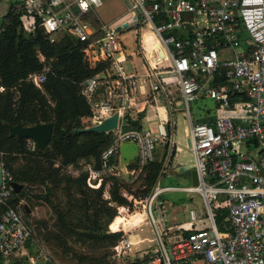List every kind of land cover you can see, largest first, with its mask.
Returning a JSON list of instances; mask_svg holds the SVG:
<instances>
[{
	"label": "built area",
	"instance_id": "built-area-1",
	"mask_svg": "<svg viewBox=\"0 0 264 264\" xmlns=\"http://www.w3.org/2000/svg\"><path fill=\"white\" fill-rule=\"evenodd\" d=\"M126 1L123 18L98 30L87 19L102 5L100 0H22L17 6L27 33L39 27L52 43L58 35H67L81 45L90 67L108 64L103 72L88 78L80 91L96 125L118 114L117 128L108 133L113 135V144L100 156V172L91 174L95 178L123 177L110 161L117 158L122 143L133 142L138 147L139 169L129 173L132 181L154 160L160 142L173 145L164 123L155 132L123 128L125 114L136 107L138 94L148 90L171 105L172 84L165 81L170 76L187 109L201 98L218 105L211 120L190 121L188 137L198 180V186L188 190L202 197L209 227L190 231L168 246L160 241L157 249L139 259V264H264V0ZM74 6L77 13L72 10ZM129 31L135 32L137 53L146 62L143 74H128L123 67L127 48L121 37ZM188 31L192 36L184 37ZM146 34H152L163 50L164 67H154L146 58ZM226 50L232 52V58L222 57ZM220 68L227 70V84L212 85ZM48 72L44 67L29 80L40 88ZM254 141L257 147L253 152L243 150ZM27 144L33 148L30 139ZM0 167L3 169L2 163ZM169 190L173 189L155 186L134 207L141 206L155 225L160 215L159 196ZM14 194L11 177L3 169L0 254L6 264L24 252L32 234L19 210L10 204ZM220 196L228 201L231 230L225 235L216 227L210 208ZM190 219H199L195 211L190 212ZM129 248V241L121 236L115 256L124 255Z\"/></svg>",
	"mask_w": 264,
	"mask_h": 264
},
{
	"label": "trees",
	"instance_id": "trees-1",
	"mask_svg": "<svg viewBox=\"0 0 264 264\" xmlns=\"http://www.w3.org/2000/svg\"><path fill=\"white\" fill-rule=\"evenodd\" d=\"M19 4L9 2L0 9V163L12 183L44 187L45 197L39 198L52 206L59 231V235L53 234L51 238L65 247L66 240L72 237L76 242H90L101 250L100 264H113L108 257L121 237L116 232L129 231L117 214L118 207L132 208V202L123 196V191L134 200H144L158 182L162 162L154 159L145 164L132 183H128L124 177L108 176L96 189L87 185L88 171H81L78 177L65 174L67 168H76L82 161L93 172H100V156L113 144L112 134L73 133L74 130L85 129L83 120L92 117L89 104L80 95L82 84L103 72L108 64L98 63L90 67L81 53V45L67 35L52 43L39 27L27 33L17 12ZM191 36V31L184 35ZM44 67H48L49 72L38 88L29 80V76L41 74ZM226 72V69L220 68L211 84H227ZM217 109L218 105L214 104L213 109L206 110L200 117L207 118ZM142 117L138 115L133 120L125 116L124 130H142ZM48 123H53L54 129L45 151L33 150L28 146L27 139L18 141L10 137L6 127ZM247 147L249 151L253 150L257 143L254 141ZM172 158L173 154L169 160ZM117 162V158H113L110 165L117 166ZM138 168V161L127 166L129 171ZM106 185L109 187V199L103 198ZM58 190L65 195L64 204H52L50 201ZM24 195L22 188L13 195L10 204L16 207ZM210 208L219 232L227 234L231 230L227 219V198L218 197L210 203ZM1 212L2 209L0 217ZM31 242L32 234L27 246ZM84 260L87 258L81 261ZM106 260H110L109 263ZM139 263V260H135L126 264ZM0 264H6L1 254Z\"/></svg>",
	"mask_w": 264,
	"mask_h": 264
},
{
	"label": "rangeland",
	"instance_id": "rangeland-1",
	"mask_svg": "<svg viewBox=\"0 0 264 264\" xmlns=\"http://www.w3.org/2000/svg\"><path fill=\"white\" fill-rule=\"evenodd\" d=\"M22 0H3L0 5V9L8 4L9 2H21ZM101 7L95 9V13L93 15V19L95 18L98 22H94L90 20L95 29L98 30L102 24L108 25L113 23L114 21L118 20L121 16L127 13V7L123 0H100ZM147 28V27H146ZM145 28V30H146ZM99 34V33H98ZM151 35V34H147ZM63 35H58L56 38H61ZM146 36V35H145ZM128 47L130 51H137V48H134L132 43V37H127ZM146 46H148L146 44ZM148 55L147 58L152 60V56L150 54V48L148 47ZM164 55V54H163ZM42 57L40 60L42 61ZM151 62V61H150ZM154 67L162 68L166 65V57L164 55L163 59L157 60L155 63H152ZM126 72L128 74L137 72L138 74H143V62L139 58L129 59L126 63L123 64ZM166 82H170L173 86L171 88L172 94V113L174 119V129L171 131L173 134V138L175 143L178 141H182L185 138L186 131L189 130L190 122L197 123L199 120H202L200 117L206 110L213 109L214 103L209 99L201 98L196 102H192L189 104L187 109L185 103L179 97V90L177 91L174 87V80L170 76L166 77ZM160 107H162V103H158ZM188 112L191 115L188 117ZM213 116H209V118L203 119H212ZM199 119V120H198ZM93 115L91 118H87L83 120L85 128L91 127L96 125L94 122ZM156 123V122H155ZM154 123V124H155ZM170 134V136H171ZM121 148L122 154H134L136 152V145L132 142H127ZM161 151V148H160ZM156 153H159L158 149ZM160 154V153H159ZM154 158V153H153ZM92 162V161H91ZM20 163V162H19ZM93 163V162H92ZM166 160H163L162 169H166L165 173L161 175L158 180L159 187H186L189 186V180L185 181L183 177L169 174V167L165 166ZM121 167L124 162L121 160ZM18 166V164H17ZM139 169V168H138ZM81 171H88V179L87 185L90 188L96 189L99 188L105 177L107 175H100L95 178L94 175L91 174L93 172L92 169L85 163L80 162L78 167L73 168L69 167L65 170V174L70 175L72 177H78ZM140 174V173H139ZM138 174V175H139ZM138 177V176H137ZM136 177V178H137ZM135 178V179H136ZM131 178H127L128 183H132L134 180L130 181ZM23 190L25 191L24 197L20 200L16 208L19 210L24 222L27 224L29 229L32 233V242L26 246L23 253L18 254L17 256L10 259L11 264H100L98 261L101 259L100 253L101 250L96 248V246H92L90 242H76L74 237L71 239L66 240V247L62 245L61 242L56 241L54 238H51L53 234L59 235V231L57 230V222L55 219L54 211L52 206L49 205L44 199L39 197H45V189L41 185L36 184H24ZM109 187L106 185L104 190V199H109L108 194ZM136 188L133 189L135 191ZM161 195V194H160ZM123 196L127 197L128 201H131L132 196H129L126 191H123ZM163 199L162 203H158L160 206L163 204V208L159 207L160 214H161V222H170L172 219L171 216L176 218H184L188 216V210L194 209L198 213H205L206 207L203 203L201 197L194 192L185 193L177 190L167 191L163 193L161 196ZM52 204L56 202H61L64 204L66 202L65 195L61 192V190L56 191L53 197L50 198ZM186 204V205H185ZM24 206H27V210H24ZM125 207H118L117 214L121 221L122 215L124 214ZM141 208L138 206L137 208L134 207L132 203V208L128 209L127 211H133L135 209ZM156 209V207H154ZM142 209V208H141ZM119 211V213H118ZM157 210L155 211V215H157ZM208 226V223H207ZM70 252H69V251ZM111 256L108 257L111 260V263L118 264L119 261L114 259L115 251L111 250ZM76 256L80 257L77 258ZM86 257L87 260H83ZM129 257H126V260ZM110 260H106L109 263ZM105 262V263H106ZM101 264H104L101 263ZM120 264V263H119Z\"/></svg>",
	"mask_w": 264,
	"mask_h": 264
},
{
	"label": "crops",
	"instance_id": "crops-1",
	"mask_svg": "<svg viewBox=\"0 0 264 264\" xmlns=\"http://www.w3.org/2000/svg\"><path fill=\"white\" fill-rule=\"evenodd\" d=\"M73 1H75V0H67V2H73ZM94 13L87 19V21L91 24L93 29H95V26L90 20H92L94 22L95 21L98 22L95 18L93 19ZM123 16H121L118 20L114 21L111 24H114V23L120 21L123 18ZM111 24H108V25H111ZM102 25H104V24H102ZM129 36L132 37V43H133L134 48H137V45L135 43L136 36H135L134 31H129L121 37L123 43L126 45V48H127L126 49V57L127 58H126L125 63L129 59L139 58L143 62V72L145 73L146 62L143 60V57L137 53L138 48L136 49L137 51H130L129 50V47H128L129 42L128 41H130V40H127L128 39L127 37H129ZM243 37L247 41V36L243 35ZM143 42H144V39H143ZM143 51H144L146 58H147V54L144 50V46H143ZM162 52H163V50H162ZM163 54H164V52H163ZM221 55L224 58H232V52L230 50L223 51L221 53ZM148 61H149V59H148ZM166 64H167V62H166ZM174 85H175L174 88L176 89V84L174 83ZM172 86L169 88L171 105L168 104L166 98H164L158 94H149V91L147 90V91H145L144 94H138L136 96V102H137L136 107H132L129 111H127L125 116H128L129 118L134 120L137 118L138 115H143L142 120H141L142 130H150L153 132L156 131L157 126L160 123H164L166 125L169 133L171 134V131H173V129H174V119H173V113H172V94H171ZM178 98H181V96L179 95ZM158 103H162V107H160ZM216 114H217V111L214 114H212L211 116L215 117ZM188 117H190V119H191L190 113L188 114ZM206 120H211V119H206ZM199 121H205V119H202ZM190 126H191V122H190ZM189 130H190V127H189ZM189 130L186 131L185 138L182 141H178V143H175L174 138H173V134H171V136L173 138V145L172 146H170V144L168 145L165 142H160L156 146V149L154 151V159H156L158 162H163V160H166L167 163H165V166L167 165V168L169 167V169H168L169 174H172V175L175 174L177 176L183 177V179L185 181L189 180V183H190V185L186 186V187H172V186L170 187V186H167V187H164L165 189L166 188H172L173 190H177V191H181V192H185V193H187V192L191 193V191H189L188 189H191L194 187L192 184L191 172L193 170H195V161H194L193 154L190 151V147H189V140H188ZM125 143H127V142L122 143L119 147V153L117 156V161H118L117 162V168H118V170H120V172L122 173L124 178H128V175L130 172L137 170V169H134L132 171H129L127 169V166L129 164L133 163L134 161H138V147H137V144L134 143L136 145V152L134 154H129V153L122 154V151H121L122 145L127 146V144L124 145ZM247 145L243 148V150L247 151L249 153L253 152L255 148L253 150L249 151ZM160 148H161V151H160ZM157 149H158L160 154L156 153ZM172 154H173V158L170 161L169 159H170V156ZM121 160L124 162L122 167L120 164ZM165 170L166 169H162L160 177H161V175H163L165 173ZM156 186H158V182H157ZM160 188H162V187H160ZM169 191H172V190H169ZM194 193H196V192H194ZM201 199H202V197H201ZM137 201L138 200H134L132 197L130 202H132L133 205H135V202H137ZM162 202H163L162 197H159L158 203H162ZM203 203H204V201H203ZM158 207H161V209H162L163 204H161ZM124 210H125V212L122 215L121 221L125 224V226L128 229L133 225L134 219L135 218H141L142 217L141 215L145 216V221H142V223L140 225H138L136 228L131 229L128 232H124V231L116 232V233H120L121 236H124L130 243V248L128 250H126L124 255H122L120 257L114 256V259L116 261H119L120 264H126L129 262L131 263L135 260L142 259L147 253L157 249L159 244H160V241L165 246H168L169 243L174 242L180 236L187 235L186 233H190V231L204 229V228L209 227V221H207V219H206V211H205V213L204 212L198 213L194 209H189L187 217L185 216L184 218L182 217L180 219L179 218L175 219V217L171 216L172 219L170 220V222H165V223L160 221V219L162 217L160 214L159 219L157 220L155 225H152L149 222L147 215L143 209L138 208V209L133 210L132 212L127 211L126 208H124ZM191 211H195L197 213V215L199 217L198 220L192 221L190 219V212ZM118 213H119V211H118ZM135 222H138V221H135ZM207 223H208V226H207ZM120 241H121V237H120V240L118 241V243L116 244V246L119 245ZM114 248H113V250H114ZM126 257H129V259L126 260ZM9 264H11V263H9Z\"/></svg>",
	"mask_w": 264,
	"mask_h": 264
},
{
	"label": "water",
	"instance_id": "water-1",
	"mask_svg": "<svg viewBox=\"0 0 264 264\" xmlns=\"http://www.w3.org/2000/svg\"><path fill=\"white\" fill-rule=\"evenodd\" d=\"M126 5H128L126 0H123ZM74 13H77V7L72 8ZM146 44L148 46H146ZM144 50L146 54L148 55V47L150 48V54L151 58L150 59L151 63H155L157 60L163 59L164 55L162 52V49L160 48L159 44L153 37V35H146L144 37V42H143ZM118 126V114L115 113L111 117L103 120L100 124L82 129V130H74L73 133H86V132H95L99 134H108L112 130L116 129ZM8 131H9V136L16 138L18 141L22 139H30L33 142V150L35 151H45L47 146L52 140L53 137V129H54V124L53 123H48V124H36L34 126H28V127H23L20 124L15 125V126H10L6 125ZM190 147V144H189ZM191 177H192V184L194 187L198 186V180H197V173L196 170H193L191 172ZM3 183V169L0 167V188ZM12 186L14 188L15 194H18L20 190L23 188V186L18 185L17 183H12ZM16 201V199H14ZM24 209H27V206H24ZM28 211V210H27ZM141 218H135L133 225L129 228V231L133 228H136L138 225L142 223V221H145V216L141 215ZM141 219V220H140ZM138 221V222H135Z\"/></svg>",
	"mask_w": 264,
	"mask_h": 264
},
{
	"label": "bare ground",
	"instance_id": "bare-ground-1",
	"mask_svg": "<svg viewBox=\"0 0 264 264\" xmlns=\"http://www.w3.org/2000/svg\"><path fill=\"white\" fill-rule=\"evenodd\" d=\"M151 65H153L151 62H150ZM154 66V65H153Z\"/></svg>",
	"mask_w": 264,
	"mask_h": 264
}]
</instances>
